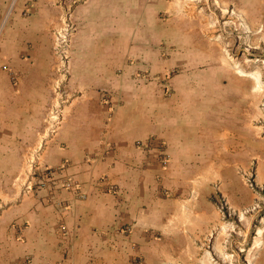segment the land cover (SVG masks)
<instances>
[{
    "label": "crops",
    "instance_id": "0c3cea01",
    "mask_svg": "<svg viewBox=\"0 0 264 264\" xmlns=\"http://www.w3.org/2000/svg\"><path fill=\"white\" fill-rule=\"evenodd\" d=\"M26 1L0 0V171L5 186H13V172L32 163L56 176L50 190L1 207L2 229L20 235L1 247L0 264H137V257L141 264L173 262L167 251L175 250V236L185 234L181 249L189 250L190 239L214 224L216 214L210 206V213L200 206L189 210L179 200L170 212L162 187L205 165L221 170L207 158L208 139L216 138L207 120L225 126L228 106L208 117L205 104L189 99L172 111L158 94L145 93L152 85L129 80L126 71L116 76L81 67L71 72L69 96L51 128L58 100L48 32L59 8ZM12 221L23 225L15 230ZM157 234L169 237L159 242Z\"/></svg>",
    "mask_w": 264,
    "mask_h": 264
},
{
    "label": "rangeland",
    "instance_id": "374dc122",
    "mask_svg": "<svg viewBox=\"0 0 264 264\" xmlns=\"http://www.w3.org/2000/svg\"><path fill=\"white\" fill-rule=\"evenodd\" d=\"M32 1L59 8L48 32L58 100L51 128L69 96L71 72L81 67L116 76L126 71L129 80L152 85L145 93L158 94L172 111L189 99L205 104L208 117L228 106L225 126L207 120V132L216 137L208 139L207 158L216 159L221 170L205 165L197 174L183 172L181 183L162 187L167 210L179 200L189 210L200 206L210 213V206L216 214L214 224L190 239L189 250L181 249L185 234L175 236V250L167 251L174 261L167 264H264V0H27L26 5ZM22 13L28 15L29 8ZM13 175V186H5L6 173L0 171V209L27 193L50 190L56 176L33 163ZM9 228L0 226V249L20 235L7 233ZM157 237L161 242L169 236ZM133 263L141 264V258Z\"/></svg>",
    "mask_w": 264,
    "mask_h": 264
},
{
    "label": "bare ground",
    "instance_id": "6f19581e",
    "mask_svg": "<svg viewBox=\"0 0 264 264\" xmlns=\"http://www.w3.org/2000/svg\"><path fill=\"white\" fill-rule=\"evenodd\" d=\"M239 73L244 75V73H242V70H239ZM245 74H246V73H245ZM253 77H254L255 80H256V87L259 88V87H260V77H259V74L256 73V75H254Z\"/></svg>",
    "mask_w": 264,
    "mask_h": 264
},
{
    "label": "built area",
    "instance_id": "2783aa9c",
    "mask_svg": "<svg viewBox=\"0 0 264 264\" xmlns=\"http://www.w3.org/2000/svg\"><path fill=\"white\" fill-rule=\"evenodd\" d=\"M164 163H166V160H164ZM66 186H68V187H69V186H70V183H67V184H66Z\"/></svg>",
    "mask_w": 264,
    "mask_h": 264
}]
</instances>
